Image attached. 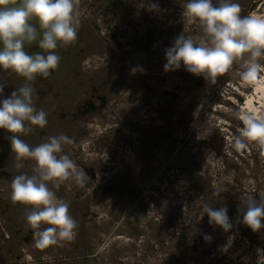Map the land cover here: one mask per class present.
I'll use <instances>...</instances> for the list:
<instances>
[{
	"label": "rangeland",
	"instance_id": "374dc122",
	"mask_svg": "<svg viewBox=\"0 0 264 264\" xmlns=\"http://www.w3.org/2000/svg\"><path fill=\"white\" fill-rule=\"evenodd\" d=\"M239 2L246 15L264 12V0ZM180 4L77 0L78 37L58 46L59 66L41 80L55 86L43 101L54 120L45 129L48 137H70L74 143L58 155H69L79 170L93 167L97 178L86 176L85 188L71 177L58 182L56 195L69 203L77 235L43 251L34 239L24 240L33 236L26 224L31 206L1 210L9 196L7 179L0 178V264H257L253 242L264 233L242 223L241 201L264 194V161L254 144L237 152L230 142L244 127L238 113L261 116L264 105L256 113L244 109L255 88L239 77L240 63L215 84L183 65L164 70L166 50L181 32L194 30ZM25 50L42 51L36 44ZM83 61L90 68L82 65L73 76L71 68ZM257 80L264 84V72ZM1 81L19 86L21 77L0 70ZM68 81L75 94L65 89ZM92 94L105 105L101 110L64 120L73 112L67 101ZM1 130L0 163L7 166L11 133ZM34 163L25 170L32 173ZM206 203L227 208L229 231L209 224Z\"/></svg>",
	"mask_w": 264,
	"mask_h": 264
},
{
	"label": "clouds",
	"instance_id": "9594fccd",
	"mask_svg": "<svg viewBox=\"0 0 264 264\" xmlns=\"http://www.w3.org/2000/svg\"><path fill=\"white\" fill-rule=\"evenodd\" d=\"M180 6L194 30L181 32L166 50L164 70L183 65L187 72L215 84L234 63H240L241 80L255 83L264 72L260 62L264 58V12L242 15L239 0H181ZM79 15L77 0H0V70L24 79L10 96L0 99V129L11 133L8 139L17 169L23 167L25 159L35 162L31 175L22 172L13 177L10 199L13 204L31 206L26 223L33 230L34 247L41 251L72 242L78 228L69 214V203L58 198L49 183L58 186L71 177L82 186L87 174L69 155H58L65 145L74 143L70 137L49 136L33 147L21 139V134L33 131L32 126L44 128L48 124V113L34 106L33 82L37 76L48 78L59 66L61 57L56 49L76 41ZM33 44L42 51L29 54L26 46ZM4 87L0 83V96ZM238 116L244 127L230 142L231 148L242 152L254 144L264 161V115L241 112ZM259 197L241 201L242 223L254 233L264 228V194ZM203 211L210 225L224 231L232 228L226 207L217 209L206 203ZM257 256V264H264V250L257 249Z\"/></svg>",
	"mask_w": 264,
	"mask_h": 264
},
{
	"label": "flooded vegetation",
	"instance_id": "af4514ba",
	"mask_svg": "<svg viewBox=\"0 0 264 264\" xmlns=\"http://www.w3.org/2000/svg\"><path fill=\"white\" fill-rule=\"evenodd\" d=\"M242 15H246V12H242ZM85 65L88 68H90L89 63L88 62H84L83 64H77L74 65L71 68V72H73V76H75V72L78 74L79 70L77 68H79L80 66ZM55 73L54 70H51V74L49 75L48 78H50V76H52ZM39 79L37 81L33 82V87L35 89L34 94H33V103L35 104L34 106L39 110V109H43L44 111H46L48 113V110L46 108V102L45 101L48 97L47 95H51V93L53 94V91L55 89V86L53 84H50L49 81H41V80H46L48 78H43L40 76H37ZM20 82V81H19ZM70 83V81H68ZM0 83H3L5 85L4 87V91L2 96H0V99L8 97L11 95V92L14 91L16 88L20 87L23 83H24V79L21 77V84L19 86H15L13 81H1ZM67 83V82H66ZM72 83L66 85L65 89H69L71 90L70 87ZM70 85V86H69ZM233 90L234 88L231 87ZM38 89V91H37ZM58 91H56L57 93ZM71 94H75V92L73 90L70 91V95ZM57 95V94H56ZM56 95L54 96V98L52 100L57 101V97ZM86 96V95H84ZM100 97L97 95H89V97H86L84 100L80 101V102H75V103H71V102H66V105H69L72 108V114H69V118L66 117L64 120L70 119V118H85L86 116H88L89 114H93L98 112L99 110H101L105 105H101L100 103L97 104L96 100H99ZM51 100V101H52ZM37 105V106H36ZM55 116H59V115H55ZM50 117L52 118V116H50V114L47 115V120H48V124L50 125V123L54 124V120H51ZM33 127V131L27 133V139H30L29 142L25 141L26 143H28L30 146H37L38 144L45 142L46 137H48V131L44 128H39L38 126H32ZM0 132H2V130L0 129ZM11 135V134H10ZM45 139V140H44ZM3 153V152H2ZM2 153H0V159H4L5 157L1 156ZM5 153L7 154V156L11 155L12 160L7 162V166H5V164L3 162L0 163V178H5L7 179V183H8V200L9 202H5L2 207L1 210L4 211V207L6 208V212L11 213L14 211H20L22 210L20 207L21 204H13L11 202L10 199V193H11V181L13 179L14 176L20 174V173H27L29 175H31V170L27 169L25 170L24 166L29 165L30 164V159H25L23 162V169H17L15 167V154L11 152V147H10V143L9 146L7 148V151H5ZM83 171L87 174V176L91 179V180H95L97 178V172L94 170V168H83ZM49 187L55 192L57 193V190H59V186H54L52 183H49ZM82 188H85V182L84 184L81 186ZM110 190V189H108ZM2 191V190H1ZM58 194V193H57ZM5 199V198H4ZM5 201V200H4ZM0 210V212H1ZM27 224V223H26ZM26 224H23L22 227L24 228V226ZM17 226H19L17 224ZM33 236L32 235H26L24 236V240L26 243L32 242ZM66 260V259H65Z\"/></svg>",
	"mask_w": 264,
	"mask_h": 264
},
{
	"label": "bare ground",
	"instance_id": "6f19581e",
	"mask_svg": "<svg viewBox=\"0 0 264 264\" xmlns=\"http://www.w3.org/2000/svg\"><path fill=\"white\" fill-rule=\"evenodd\" d=\"M252 85L255 89L253 90L252 95L246 99L244 109L256 113L258 112L259 107L264 105V84L257 80ZM257 104H260V106L258 107Z\"/></svg>",
	"mask_w": 264,
	"mask_h": 264
},
{
	"label": "trees",
	"instance_id": "16d2710c",
	"mask_svg": "<svg viewBox=\"0 0 264 264\" xmlns=\"http://www.w3.org/2000/svg\"><path fill=\"white\" fill-rule=\"evenodd\" d=\"M262 223H264V221ZM261 232L264 233V228L261 229ZM253 244L256 245L255 246L256 249H262V250H264V240L261 241V242H256V243L253 242ZM174 264H175V262H174ZM176 264H178V262H176ZM180 264H182V263H180Z\"/></svg>",
	"mask_w": 264,
	"mask_h": 264
}]
</instances>
